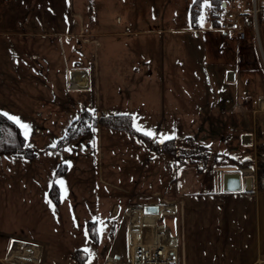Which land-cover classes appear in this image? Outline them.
Returning a JSON list of instances; mask_svg holds the SVG:
<instances>
[{
  "label": "rangeland",
  "instance_id": "1",
  "mask_svg": "<svg viewBox=\"0 0 264 264\" xmlns=\"http://www.w3.org/2000/svg\"><path fill=\"white\" fill-rule=\"evenodd\" d=\"M193 1L73 0L72 13L86 18V25L80 37L73 40L71 48L65 38V46L58 42L41 52L36 43L34 49L25 50L32 60H38L39 65L54 71L52 91L47 85L37 89L32 83L20 79L22 68L31 66L22 54L17 53L15 45L9 44L8 38L0 39V112L15 122L25 144L35 154L33 157H17L13 154L21 153L22 149L13 144L7 151L0 150V249L7 241V235L33 242L43 241V247L33 246L31 252L24 249L31 259L22 260V263L43 264L38 261L43 249L48 255L45 264H52V259H65L68 254L76 256L74 253L79 254L76 248L81 246L87 251L84 262L92 264L97 245L96 238L92 237L94 232L90 234V231L98 230L99 244L112 237L104 247L116 238L117 227L110 235L113 224L106 220V213L113 202L124 201L128 203L127 207L136 202L132 195L140 190V183L152 184L146 176L152 164L165 167L168 159V188L172 191L176 186L187 189L195 186L193 180L199 166H192L194 161L189 162V166H179L180 160L184 161L180 148L187 146L185 135H188L191 138L186 139L193 148L188 152L194 156L200 153L195 146L198 142L191 140L195 139L193 131L198 135L199 130L204 129L205 119L197 113L198 105L206 104L210 109L212 102L208 95L213 78L209 67L204 68L198 61L186 59L190 49L193 51L197 47V41L188 40V33L175 30L184 23L181 17L190 13ZM91 17L95 19L94 29H90ZM244 25L242 23L244 37L236 36L238 39L246 38L247 26ZM169 26L172 32H169ZM149 28L156 31L148 33ZM22 42L26 43L19 40V45ZM75 64L88 69L94 64L90 70V83L96 89L91 92L92 96L88 94L87 99L94 97L99 111L129 114L132 127L149 135V139L158 144L168 138L176 147L175 152H180H176L179 153L176 160L170 152H157L147 146L148 155L144 161L148 164L139 174L136 172L128 177V173H122V167L117 169L115 165L126 164L132 155L141 154L146 145L136 134H126L107 126H102L101 142L92 126L94 134L88 131L58 143L80 107V102L72 99L77 95L70 86L73 83L67 80L71 79L68 70ZM75 70L80 74V68ZM169 93L174 95L169 96ZM77 99L83 102L79 94ZM105 131L109 132L108 136ZM124 135L133 140L124 141ZM12 140L13 132L5 128L0 147L3 141ZM107 142L109 144L105 145ZM173 161L178 168L172 165ZM204 163L196 185L203 191L213 190L215 171L210 162ZM124 175L128 177L126 180ZM116 183L127 185L115 186ZM50 188L53 196L58 198L55 204L45 199V194L51 198ZM255 188L258 192L257 179ZM96 192L110 196L103 195L98 201ZM75 194L78 196L76 212L70 208ZM111 196L115 197L112 201ZM74 217L79 223L76 235L71 233ZM18 246L15 244V248ZM255 264H264V252Z\"/></svg>",
  "mask_w": 264,
  "mask_h": 264
},
{
  "label": "crops",
  "instance_id": "2",
  "mask_svg": "<svg viewBox=\"0 0 264 264\" xmlns=\"http://www.w3.org/2000/svg\"><path fill=\"white\" fill-rule=\"evenodd\" d=\"M225 2L226 5L229 4L227 0L222 5ZM256 2L264 7V0H256ZM202 3L203 0L199 6H193V9L192 3L190 13L181 17L184 23L175 28V30L188 33L190 35L188 40L192 38L195 42L197 41V47L193 51L190 49V54L186 55V59L191 62L196 60L204 68L209 67L213 78L210 84L211 90L209 89L210 95H208L212 102L211 110L206 104L204 106L198 105L200 108L197 113L205 119L204 129H200L198 135H196V131H193L195 139L192 138L191 140L198 142L195 146L203 148V150H198L202 153H197V156H194L188 152L193 149L186 139L189 137L188 135H185L187 146L180 148L181 152H187L180 153L176 149L185 161L180 160L179 166H189V162L192 163V161H194L192 166H194L193 164L199 166L196 168L195 180H193L195 186L190 189L176 186V190L172 191L168 188V159H166L165 167H156L150 163L152 166L147 171L146 176L152 184L148 186L140 183V190L133 192L132 197L137 200L132 204L164 203L163 211L159 218L155 217V220L164 223L167 227L166 232L177 239L174 264L175 262L177 264H255L264 252V192H256V167L254 163L257 139L264 138V11L259 13L255 25L249 13L242 17V23L247 26L246 38L242 40L218 29L210 20L207 11L203 9ZM251 4L252 0H244L246 10L251 9ZM72 6L73 0H0V39L8 38L9 44L15 45L17 53L22 54L27 59L31 68H22L23 74L18 77L23 81L32 83L34 88L43 89L47 85L52 91L51 76L54 78V71L46 68L43 64L39 65L38 60H32L30 55L25 53V50L34 49L36 43L39 44L37 47L41 52L44 51L45 47H52L58 42L61 46H65L63 42L65 38L68 48H71L73 40H77L78 36L80 37L83 26L86 25V18L72 13ZM94 21L95 19L91 17L89 25L92 24V26L90 29H94ZM96 27H98V23ZM168 30L172 32L170 26ZM125 31L135 32L134 30ZM146 31L153 33L156 29L149 28ZM19 40L26 41V43L22 42L19 45ZM182 40L181 38L180 41ZM184 46L185 44L181 49L184 50ZM33 56L36 57V55ZM33 64L34 68H32ZM73 67L68 70L71 79L68 78L67 80L71 81L70 84L73 83L69 85L77 93L72 99L80 102V107H77V114L82 107L95 108V114L102 113L93 104L94 97L87 99L88 94L93 92L95 88L94 84L91 85L90 83V70L93 69L94 64L89 69L78 64ZM76 68H80V74L78 71L76 72ZM12 74L15 75L13 71ZM208 75L210 76L209 73ZM204 93L207 96L205 90ZM78 94L83 102L77 99ZM171 95L174 94L169 93V96ZM50 97L53 99L54 95ZM102 128V125L98 124L94 127L100 142ZM92 130L93 128L88 131L94 134L95 132L93 133ZM138 132L142 136L135 134L140 136L139 139L146 147L142 149L141 154L132 155L126 164L115 165L117 169L122 167V173H128V177L136 172L139 174L148 164L144 160L148 155L147 146L149 143L158 144L156 140L149 139V135H145L141 131ZM108 133L105 131L106 136L109 135ZM124 136V141L133 140L128 135ZM163 141H168V138ZM108 144L109 142L105 145ZM138 144L141 147L142 144L139 141ZM154 151L163 152V150ZM176 152L173 154L175 160L179 154ZM130 153L134 152L130 151ZM164 153L168 154V151H164ZM13 155L27 158L33 157L35 154L33 156ZM246 158L252 159V163L241 165V161ZM205 161L210 162L215 171L213 190L203 191L199 188L200 186L196 185L197 176L201 175L200 172ZM173 162L172 165L178 168L177 163ZM225 171H238L242 177H250L253 188L249 191L244 189L224 191L221 183L222 174ZM248 171L252 172V176H247ZM128 177L124 175V180ZM101 178L103 180V177ZM103 181L106 182V180ZM114 185L123 187L127 184L116 183ZM49 190L51 198L45 194V199L50 200L52 204L57 203L58 198L53 196L52 188ZM115 191L119 192V190ZM96 194L98 195V192ZM103 195L109 194H99L96 199L101 201ZM77 197L76 194L72 197L73 201L75 200L70 207L74 208L72 211L77 210ZM114 199L115 197L111 196L110 201ZM127 204L121 200L119 204L113 202L111 209L107 211L106 220L113 224L110 228V235L115 233L117 227V236L106 247L104 245L112 237L106 243L100 242L99 244L97 236L95 242L97 248L94 251L95 261L92 264H103L105 254L113 255L115 258L118 256L115 264H126L127 253L131 250V245L127 239V215L125 212ZM73 221L71 233L73 235L74 232L76 235L78 230L76 226L79 223H77L76 217ZM93 225L97 227L96 223ZM95 230L97 229L95 228ZM30 240L7 235V241L0 249V264H23L22 260H29L30 258L28 252H31L32 248L28 247L45 246L43 241L33 242ZM15 244H19L18 249L15 248ZM25 245L28 246L25 247ZM12 251L15 254H12ZM38 251H41L40 248ZM83 251L87 252L85 249ZM47 256L42 249L38 258L39 263L45 264ZM51 263L86 264V262H79L75 256L70 257V254L65 259L58 261L52 259Z\"/></svg>",
  "mask_w": 264,
  "mask_h": 264
},
{
  "label": "trees",
  "instance_id": "3",
  "mask_svg": "<svg viewBox=\"0 0 264 264\" xmlns=\"http://www.w3.org/2000/svg\"><path fill=\"white\" fill-rule=\"evenodd\" d=\"M202 0H194L193 6H196L200 4ZM211 5L214 7H221L222 3L227 0H207ZM95 104V103H93ZM97 124H100L102 126H107L116 130H122L127 131L131 133H136L141 135L140 132L135 131L134 128L131 125L130 116L129 114H116V113H100L99 115H95V108H81L78 116L74 118L66 127L65 133L59 138L58 143L65 142L69 139L75 138L76 136L83 134L87 132L88 130L92 129V126H96ZM10 129L13 132V140L3 141L1 143L0 150L7 151L11 144H13L14 147L18 145L19 149H22V152L18 153L19 155H27V156H33L34 151L31 150L27 145H25V141L23 138V135L19 131L18 126L15 124V122L7 117L5 114L0 112V138L1 136L4 137V129ZM142 136V135H141ZM24 146V147H23ZM150 149L154 150H163L168 151L172 154L175 152V147L173 146L172 142L170 141H163L161 144H156L154 142L149 143ZM198 148V147H197ZM198 150H203V148H198ZM199 152V151H198ZM256 160H255V167H256V179H257V191L258 192H264V138H258L256 142ZM16 153V152H15ZM186 153V152H181ZM202 153V151L200 152ZM192 154V153H190ZM245 163H252V159L246 158L243 161H241V165ZM94 238L97 239V230H91L90 234L93 233ZM95 235V236H94ZM79 250V254L74 253L76 258L79 262L83 263L84 259L87 257L86 252L83 251L81 247H77L76 251Z\"/></svg>",
  "mask_w": 264,
  "mask_h": 264
},
{
  "label": "built area",
  "instance_id": "4",
  "mask_svg": "<svg viewBox=\"0 0 264 264\" xmlns=\"http://www.w3.org/2000/svg\"><path fill=\"white\" fill-rule=\"evenodd\" d=\"M207 7V5H206ZM211 15L217 20L220 29L235 33L238 37H244V31L240 23V17L244 12L242 0H232V5L229 9L220 11L218 9H211ZM259 7L253 4L252 13L256 17ZM144 216L140 212L137 216L132 215V222L128 227V241L131 245V250L127 256L126 264H172L175 258V246L168 247V233L166 227L158 223L155 219L152 220V225L155 229V235L160 232L162 236L158 238V244L151 245L147 240H143L141 234L138 233L136 225L139 224L140 218ZM147 222H142L144 229H148ZM134 234H131V233ZM160 235V234H159ZM145 238V235L143 236ZM176 239V238H175ZM154 240L153 242H156ZM164 243V246L162 244ZM105 264H114L111 259H106Z\"/></svg>",
  "mask_w": 264,
  "mask_h": 264
},
{
  "label": "water",
  "instance_id": "5",
  "mask_svg": "<svg viewBox=\"0 0 264 264\" xmlns=\"http://www.w3.org/2000/svg\"><path fill=\"white\" fill-rule=\"evenodd\" d=\"M243 185H242V183ZM222 189L224 191H236L243 189L251 190L253 188L250 177H242L240 176V172L238 171H225L222 174ZM144 213H153L156 214L159 212V205L156 203L153 204H144L142 207Z\"/></svg>",
  "mask_w": 264,
  "mask_h": 264
},
{
  "label": "bare ground",
  "instance_id": "6",
  "mask_svg": "<svg viewBox=\"0 0 264 264\" xmlns=\"http://www.w3.org/2000/svg\"><path fill=\"white\" fill-rule=\"evenodd\" d=\"M246 174H247V176H249V175L252 176V172L251 171H248ZM139 208H140V206H138V205H136V206H130L129 209H128V212H130V215L137 216L141 212ZM152 220H153V216L152 215H144V216H142L140 218V222H139L138 225H136V227H137L138 233L141 234L143 240H147V243L148 244L156 245V244H158V238L160 236H162V234L159 232L157 234V236L155 235V233H156L155 232V229L153 227H151ZM142 222H147L146 224L148 225L147 226L148 229H144L145 227L142 226L143 225ZM131 234H134V233L132 232ZM144 235H145V238L143 237ZM156 239H157V241L156 242H153ZM169 244H170V248H174V246L176 245V239H175V237H173V236H171V235L168 234V247H169ZM26 246H28V245H26ZM162 246H164V243L162 244ZM28 248H31V246L28 247ZM14 251H15V248H14ZM14 251H12V254H15ZM25 256L27 257L26 253H25Z\"/></svg>",
  "mask_w": 264,
  "mask_h": 264
}]
</instances>
